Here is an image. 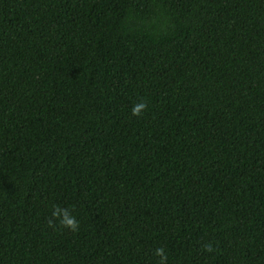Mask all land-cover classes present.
<instances>
[{"label":"trees","instance_id":"16d2710c","mask_svg":"<svg viewBox=\"0 0 264 264\" xmlns=\"http://www.w3.org/2000/svg\"><path fill=\"white\" fill-rule=\"evenodd\" d=\"M157 248L264 264V0H0V264Z\"/></svg>","mask_w":264,"mask_h":264},{"label":"clouds","instance_id":"9594fccd","mask_svg":"<svg viewBox=\"0 0 264 264\" xmlns=\"http://www.w3.org/2000/svg\"><path fill=\"white\" fill-rule=\"evenodd\" d=\"M145 108H146V104L144 102H140L132 108V114L134 116H140ZM52 215L59 216L60 223L64 227L70 229L73 232L78 230L79 222L76 220L75 216L70 215L66 210L57 208L56 210L53 211ZM155 255L160 257V264H164L165 257L163 255V250L157 248L155 250Z\"/></svg>","mask_w":264,"mask_h":264}]
</instances>
